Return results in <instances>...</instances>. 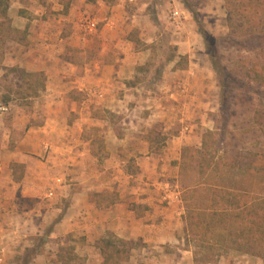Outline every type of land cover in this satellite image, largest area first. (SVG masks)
<instances>
[{
  "label": "crops",
  "instance_id": "obj_1",
  "mask_svg": "<svg viewBox=\"0 0 264 264\" xmlns=\"http://www.w3.org/2000/svg\"><path fill=\"white\" fill-rule=\"evenodd\" d=\"M133 1L81 0L83 9L75 11L72 0L63 13L57 0L59 25L70 22L74 31L69 37L62 25L39 40L44 59L35 56L29 72L44 75L45 94L31 110L9 103L0 114V264H102L96 242L107 235L134 245L119 264H193L184 234L180 155L210 129L198 133L187 124L191 117L182 115L177 134L165 144L153 141L151 126L169 115L152 110L164 105V96H146L149 107H142L135 94L133 78L144 55L130 44L124 49L122 29L136 28L149 38L155 18L144 4L129 11ZM93 41L99 50L91 58L87 45ZM181 72L192 104L194 70ZM140 110L148 111L144 116ZM213 114L206 117L212 121ZM144 121L148 129L139 126ZM164 126L158 135L168 136L171 127ZM212 264L264 260L235 253Z\"/></svg>",
  "mask_w": 264,
  "mask_h": 264
},
{
  "label": "trees",
  "instance_id": "obj_2",
  "mask_svg": "<svg viewBox=\"0 0 264 264\" xmlns=\"http://www.w3.org/2000/svg\"><path fill=\"white\" fill-rule=\"evenodd\" d=\"M9 1L0 0V70L13 73L23 85L15 86L14 95L2 97L4 106L14 97L36 98L45 86L41 72L2 65L6 44L15 40V33L22 34L10 26L6 13ZM71 1L59 0L63 13ZM224 7L228 26L226 42L239 52L234 65L237 71H229L222 65L208 34L198 27L217 79L220 111L212 115L214 128L203 134L198 148L181 149L179 163L184 234L186 245L194 248L193 264H212L228 251L264 260V0H224ZM236 83L240 86L234 87ZM235 90H241L247 101L256 98L257 105L250 110L251 119L243 118L239 130L232 126L235 132L232 133L218 126L223 121L228 124L235 116L231 110V104L239 96ZM236 132H242L238 139ZM225 137L233 143L231 147L224 142ZM229 174L240 178L231 181ZM96 247L102 264H119L129 258L134 245L107 235L96 242ZM69 254L64 255L69 257Z\"/></svg>",
  "mask_w": 264,
  "mask_h": 264
},
{
  "label": "rangeland",
  "instance_id": "obj_3",
  "mask_svg": "<svg viewBox=\"0 0 264 264\" xmlns=\"http://www.w3.org/2000/svg\"><path fill=\"white\" fill-rule=\"evenodd\" d=\"M80 1L74 0V5L70 8L75 11L82 10L83 7L80 8L79 6ZM102 1L107 3L114 2V0ZM142 4L147 7L145 13L148 17L155 18L151 25L150 37L141 38L138 29H126L124 27L122 30L125 33L124 37L127 35V42L124 41L123 47L124 49H128L127 46L130 44L135 47V50L143 52L144 55L141 60L143 66L139 68V72H136L133 78V82L136 84L135 94L139 98V101H141V106L149 107V104L142 101L146 96L157 97V99L165 97V100H163L164 105L157 104L156 107L152 104V110L156 112L162 111L163 113L167 112L169 116L168 119L164 120V124L166 126L169 125L171 129L168 132V136H160L157 133H161L165 126L163 122H155L153 123L154 127L151 126L150 136L153 137V141L156 143L165 144L169 136L177 134L181 130L182 115L191 117L192 120H188L187 124H192L191 126H193L194 131L200 129L198 131L200 133L201 129L212 130L214 124L211 121V117L208 116L207 118L206 116L209 114V111L215 115L220 111L219 88L207 56L205 42L198 32V27L208 34V40L212 47H215V55L221 59L222 65L229 71H237V67L234 65H236L239 52H237L236 47L226 42L228 26L224 0H134L130 4H127V6L129 11H133L137 10V7ZM174 11H178L180 15L173 16ZM6 13L10 26L16 30L19 29L18 31L22 33H15V40L9 41L5 46L2 65L6 68L17 66L29 72L31 65L32 68L35 65V56L41 57L42 55L41 59H44L43 52H37L39 50V40L42 41L44 39L43 35L47 36L49 33L54 35L56 31L59 33V26L61 27L62 25H65L64 27L62 26V29L67 36L71 37L74 31L72 29L73 25L70 22L59 25V6L57 0H10ZM52 46L56 50H59L57 42L52 43ZM87 47L91 48V58L94 55L96 57L99 43L93 41ZM241 55L253 56V53L241 52ZM53 64L59 65V62L55 61ZM26 66L27 68H25ZM188 67L194 70V75L190 76V78L197 81V85L192 90L196 92V100L192 104L188 103L189 89L186 93L183 92V87H181V84L187 78L181 71L186 70ZM16 85L21 86L23 83L13 73L0 70V106H4L2 104V97L4 95L12 96L15 94L17 90L15 88ZM161 85H166V88ZM238 86L240 84L236 83L234 87ZM46 93L53 94V90L49 89ZM235 93H238L239 96L236 102L231 104V110L235 111L234 118L228 124L223 121L218 126V128L224 127V129L226 128V132L232 133H235L231 128L232 126L236 125L237 130H239L244 123L242 122L243 118L245 120L251 119L252 113L250 110L257 105L256 98L253 101H247L244 98L246 96L242 95L243 92L241 90H235ZM43 94L45 93L40 91L36 98L30 100H21L14 97V100L10 103L18 104L22 109L31 110L37 106L35 100ZM54 94L58 95L59 93L55 92ZM40 105H42L41 102ZM6 107L8 108V105ZM34 111L38 112L37 108ZM140 111H142L140 115L145 116L148 110ZM1 114H5V112ZM139 123H141L139 126H143L145 121ZM143 128L148 129L149 127L145 125ZM240 133L236 132L238 135L237 139L241 137ZM228 138L225 137L224 142L230 146L233 143ZM210 142L211 139H208V143ZM199 146L200 140L199 144L195 147L198 148ZM215 147H218V145H215ZM220 147L224 146L220 145ZM217 155L221 156L222 154L218 153ZM174 175H176L175 172ZM228 177H232L231 181H238L240 178L236 174ZM191 249H194L192 245ZM233 254L235 252L228 251L222 256L225 257ZM27 258L30 257L27 256ZM28 261L23 262L19 259L16 261V264H29Z\"/></svg>",
  "mask_w": 264,
  "mask_h": 264
},
{
  "label": "built area",
  "instance_id": "obj_4",
  "mask_svg": "<svg viewBox=\"0 0 264 264\" xmlns=\"http://www.w3.org/2000/svg\"><path fill=\"white\" fill-rule=\"evenodd\" d=\"M174 15H176V13H174ZM7 111H8V108L6 106H0V114L4 113V112H7ZM51 195H52V193L48 192L46 194V198L51 197Z\"/></svg>",
  "mask_w": 264,
  "mask_h": 264
}]
</instances>
